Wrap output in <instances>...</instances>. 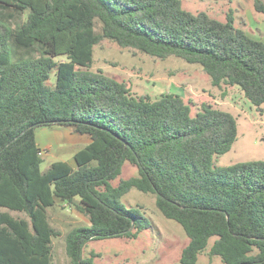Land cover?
I'll use <instances>...</instances> for the list:
<instances>
[{
    "label": "trees",
    "instance_id": "trees-1",
    "mask_svg": "<svg viewBox=\"0 0 264 264\" xmlns=\"http://www.w3.org/2000/svg\"><path fill=\"white\" fill-rule=\"evenodd\" d=\"M254 7L264 13L263 1ZM6 12L27 13L26 21L13 28ZM103 40L200 65L214 87H239L253 106L264 104V41L232 13L222 22L180 0H0V208L27 217L0 211V264H52L60 233L48 210L59 203L89 221L66 235L71 264H96L83 256L90 240L134 239L152 226L121 202L131 189L155 195L163 216L184 229L180 264H197L212 238L210 254L224 264H264V161L214 167L237 141L235 116L211 107L192 116L178 94L137 97L89 70ZM56 125L91 142L74 165L42 170L36 131ZM126 162L138 176L114 186Z\"/></svg>",
    "mask_w": 264,
    "mask_h": 264
},
{
    "label": "rangeland",
    "instance_id": "rangeland-1",
    "mask_svg": "<svg viewBox=\"0 0 264 264\" xmlns=\"http://www.w3.org/2000/svg\"><path fill=\"white\" fill-rule=\"evenodd\" d=\"M182 7L193 13L204 12L222 22L230 13L235 25L248 34L264 41V13L255 10V0H180ZM264 2V0H261ZM4 13L13 28L26 21L27 13ZM100 31V25H97ZM26 54V52H24ZM93 72L123 82L137 97L157 99L166 93L183 97L195 116L204 107L220 109L233 114L238 123V138L232 149L214 159V167H226L239 162L264 161V104L253 106L239 87L222 85L214 87L210 76L200 65L189 64L185 60L169 56L165 59L154 57L134 48H123L118 44L103 40L94 48ZM57 62L67 60L66 56L55 58ZM56 71L52 70L50 83H55ZM37 131L40 137L53 130ZM46 129V128H45ZM61 133L70 132V140L77 144L63 143L62 148L45 151L42 170L56 161L67 160L74 165V152L86 144V137L73 128L51 127ZM84 141L82 142V140ZM138 176L137 166L126 162L121 175L112 182L118 186L122 180ZM121 202L127 208L139 209L152 222L150 228L140 232L137 238L125 237L90 240L84 247V258H93L96 264H180L181 253L189 243V238L180 224L167 219L156 207V196L131 189ZM7 211L17 218H27L24 213ZM49 222L60 235L52 241V264H71L66 253L65 238L75 227L89 225L88 218L73 206L59 203L48 210ZM215 238L210 240L197 264H224L220 256H212L210 248ZM94 255V256H93Z\"/></svg>",
    "mask_w": 264,
    "mask_h": 264
},
{
    "label": "crops",
    "instance_id": "crops-1",
    "mask_svg": "<svg viewBox=\"0 0 264 264\" xmlns=\"http://www.w3.org/2000/svg\"><path fill=\"white\" fill-rule=\"evenodd\" d=\"M250 36H252V35H250ZM252 37L255 38V39H260V38L254 37V36H252ZM56 126H53V127H56ZM51 127H40V128H43L42 130H48L49 129V130H53L54 131V132H48V133H46L44 135H41L40 137L37 135V131L40 128H38L37 131H36L37 144H38V146H39V148L41 150L51 151L54 148H57V150L58 149L60 150L62 148L61 145L63 143H66V142L69 143V144H72L73 143L74 145L77 144L78 141L76 139L75 140L68 139V137H70L69 136L70 135V132L69 131H66L65 133H61L60 130H58V129H51ZM59 127H61V126H59ZM63 127H65V126H63ZM65 128L67 129V128H71V127H65ZM83 136L86 137V139H85L86 144L84 146H82V148L85 147L87 144H89L91 142V138L88 135H83ZM83 141H84V139L82 140V142ZM77 151L78 150H75L74 154ZM62 161H67V160H62Z\"/></svg>",
    "mask_w": 264,
    "mask_h": 264
},
{
    "label": "built area",
    "instance_id": "built-area-1",
    "mask_svg": "<svg viewBox=\"0 0 264 264\" xmlns=\"http://www.w3.org/2000/svg\"><path fill=\"white\" fill-rule=\"evenodd\" d=\"M44 154H45V150H41V151L39 152V156H40V157H43Z\"/></svg>",
    "mask_w": 264,
    "mask_h": 264
}]
</instances>
